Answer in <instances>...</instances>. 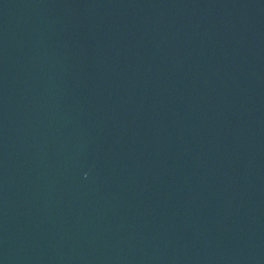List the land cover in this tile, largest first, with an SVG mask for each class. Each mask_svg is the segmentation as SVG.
Returning <instances> with one entry per match:
<instances>
[{
    "label": "water",
    "instance_id": "obj_1",
    "mask_svg": "<svg viewBox=\"0 0 264 264\" xmlns=\"http://www.w3.org/2000/svg\"><path fill=\"white\" fill-rule=\"evenodd\" d=\"M0 264H264V0H0Z\"/></svg>",
    "mask_w": 264,
    "mask_h": 264
}]
</instances>
